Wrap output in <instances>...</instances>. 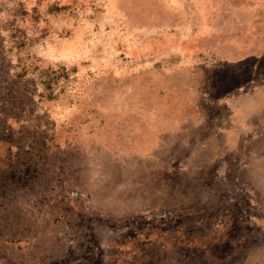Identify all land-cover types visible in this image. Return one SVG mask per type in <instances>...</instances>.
Listing matches in <instances>:
<instances>
[{
  "label": "rangeland",
  "instance_id": "374dc122",
  "mask_svg": "<svg viewBox=\"0 0 264 264\" xmlns=\"http://www.w3.org/2000/svg\"><path fill=\"white\" fill-rule=\"evenodd\" d=\"M0 264H264V0H0Z\"/></svg>",
  "mask_w": 264,
  "mask_h": 264
}]
</instances>
